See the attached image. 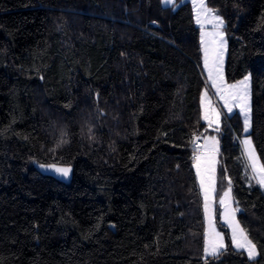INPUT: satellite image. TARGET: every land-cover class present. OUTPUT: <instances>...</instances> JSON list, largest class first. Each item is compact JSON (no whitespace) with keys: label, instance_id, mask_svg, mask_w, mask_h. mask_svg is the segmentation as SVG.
Segmentation results:
<instances>
[{"label":"trees","instance_id":"1","mask_svg":"<svg viewBox=\"0 0 264 264\" xmlns=\"http://www.w3.org/2000/svg\"><path fill=\"white\" fill-rule=\"evenodd\" d=\"M206 1L225 20L227 80L251 73L247 132L238 108L218 129L202 117L190 0H0V264H264V191L239 141L264 163V0ZM205 132L251 259L230 241L204 254ZM51 161L72 177L39 168Z\"/></svg>","mask_w":264,"mask_h":264},{"label":"rangeland","instance_id":"2","mask_svg":"<svg viewBox=\"0 0 264 264\" xmlns=\"http://www.w3.org/2000/svg\"><path fill=\"white\" fill-rule=\"evenodd\" d=\"M179 4V3H178ZM177 4V5H178ZM176 5V6H177ZM201 27V39H202V49H203V61L205 59V50L207 49L209 52V63L208 66L205 64V69L208 73L209 79H207V85L202 93V117L205 121L208 122L210 128L218 129L219 125L222 122L223 116L226 114L231 113L234 109L238 108L242 114L243 120H245L244 113L241 111L240 107L233 106V101L230 99L227 100L228 107H232V111L229 112L228 108L225 107L226 98L229 96L231 91H239L241 89V85L239 84L240 81L244 80V77L238 79L236 82L228 81L225 74V68L222 66L223 62L221 61V66L218 65V61L220 58V54L213 53L215 51L213 45L208 41L207 43L204 40H207L206 37L202 36V32H221L223 33V50L221 49V55L224 52L227 53V34L225 28L221 25H207ZM220 33H218L219 35ZM221 41V39H219ZM226 57V56H225ZM213 59H215V64L213 63ZM226 64V60L224 62ZM214 65V66H212ZM211 68V72H210ZM247 77L249 78L247 81L248 85V100H249V107H250V127L252 123V83H251V73H247ZM236 85V89L233 90L230 86ZM218 100H217V98ZM217 114H219L217 118ZM207 117V118H206ZM245 127V125H244ZM204 139V143L201 145L200 148L197 150V157L194 159V166L198 175V179L200 182L201 190L203 193L204 199V211H205V224H206V236H205V248L204 254L210 255L211 254V246L213 244H223L224 247L229 243V241L235 246L236 243L233 241V227L235 222L239 223V227L243 229L244 233L247 236V239L251 240L252 243L255 245L256 249V256L259 254L258 247L254 243V241L249 237L246 229L241 224L238 211L240 209L234 202V194L233 189L230 184H227L225 188L222 189L221 192L218 193V161H219V145L220 140L217 133L213 132H205L202 135ZM245 139H250L252 142V147L257 156V164L261 165L264 164L262 159L257 152L255 145L248 134H243L239 141L242 144L244 154L247 161V166L249 168L250 175L257 182L258 177L253 173L251 167V161L248 158V154L245 151V145L243 141ZM199 165V168L197 167ZM203 180V184H202ZM257 184L262 188L264 191V186ZM228 192V195L225 196V193ZM207 197V199H206ZM221 200L224 203H221ZM233 210L235 211L233 215ZM228 232H227V230ZM229 236V239H228ZM236 238L241 243L244 242V237L241 235L239 230H237ZM208 248V251L205 249ZM238 248V247H237ZM243 249V248H241ZM221 250V249H220ZM247 253L246 249H244ZM248 255V254H247Z\"/></svg>","mask_w":264,"mask_h":264},{"label":"snow or ice","instance_id":"3","mask_svg":"<svg viewBox=\"0 0 264 264\" xmlns=\"http://www.w3.org/2000/svg\"><path fill=\"white\" fill-rule=\"evenodd\" d=\"M169 3L170 4L174 3V0H169ZM201 13H203L205 15L211 13V10L206 8V6L204 4V0H200L198 16ZM214 19L217 21L218 25L223 24V21L220 19L219 16H214ZM219 35L221 36V42H222L223 33H220ZM215 62H216L215 59H213V63H215ZM208 63H209V52L206 49L205 50V64H206V66H208ZM210 72H211V68H210ZM248 79L249 78L247 76H245L244 80L239 82V84L241 85V89L239 91H231L229 93V96L226 98V103H225V107L228 108L229 112L232 111V107H228V103H227L228 99L233 101V106L240 107L241 111L244 113V116H245V120H244L245 132H247L248 128L250 127V117H249L250 107H249V100H248V85H247ZM230 88L235 90L236 85H232V86H230ZM218 116H219V114H217V118H218ZM243 143L245 145V151L248 154V158L251 161V167H252L253 173L258 177L257 182L259 184H261L262 186H264V164H261V165L257 164V156H256V153H255L253 147H252L251 140L245 139L243 141ZM49 167H52V166H49ZM197 167L199 168V165H197ZM56 170L58 172L64 174L65 176H67L69 171H70L69 168H57ZM202 184H203V180H202ZM227 195H228V192L225 193V196H227ZM206 199H207V197H206ZM221 203H224V201L221 200ZM235 211H237V210H233V215H234ZM237 230H239L241 235H243V237H244L243 243H241L236 238ZM233 241L236 243V246L238 248L246 249L248 257L250 259L256 255L255 245L252 243L251 240L247 239L246 234L244 233L243 229L239 227L238 222H235L234 227H233ZM223 247H224L223 244H213L211 246V254H213V255L218 254L220 249H222ZM205 251H208V248H206Z\"/></svg>","mask_w":264,"mask_h":264},{"label":"crops","instance_id":"4","mask_svg":"<svg viewBox=\"0 0 264 264\" xmlns=\"http://www.w3.org/2000/svg\"><path fill=\"white\" fill-rule=\"evenodd\" d=\"M162 1L165 4H170L169 0H162ZM190 1H191L192 5H193L195 19H196V22H197V24L199 26L202 27L203 26L202 24H204L205 26L217 24V21L214 19V16H219L220 19L223 21V24L221 26L224 27L225 20H224L223 16L218 14L210 5H208L206 0H204V4H205L207 9L211 10V13H209L207 15L201 13V14H199V16H198V12H199L200 0H190ZM174 2H175V0H174ZM218 33H221V32H202V36L207 38V40H204L206 43L209 41L213 45V47H214L213 51H215L213 53L220 54V57H222V59L220 58V60L218 61V65L217 66H221V61H222L223 62L222 66L225 68V63H224L225 60H226V57H225L226 53L224 55L225 51H223V53L221 55V49L223 50V38L224 37L222 36V42L219 41V39H221V36L218 35ZM212 66H214V65H212ZM203 69H204V73H205L206 78L209 79L208 73H207V71L205 69V59L203 61ZM236 81H233V83L236 82ZM217 100H218V98H217Z\"/></svg>","mask_w":264,"mask_h":264},{"label":"water","instance_id":"5","mask_svg":"<svg viewBox=\"0 0 264 264\" xmlns=\"http://www.w3.org/2000/svg\"><path fill=\"white\" fill-rule=\"evenodd\" d=\"M52 166V167H49ZM39 168L47 174H51L53 176H56L58 178H62V179H69L72 177L73 175V171H74V165L71 163H62V162H57V161H51V162H42L39 164ZM57 168H69L70 171L68 173L67 176H65L64 174L58 172L56 169Z\"/></svg>","mask_w":264,"mask_h":264},{"label":"built area","instance_id":"6","mask_svg":"<svg viewBox=\"0 0 264 264\" xmlns=\"http://www.w3.org/2000/svg\"><path fill=\"white\" fill-rule=\"evenodd\" d=\"M204 142V139L202 137V135H197L193 141V145L194 147L198 150V148L201 147V145L203 144ZM197 150L193 153V157H197L198 153H197Z\"/></svg>","mask_w":264,"mask_h":264}]
</instances>
